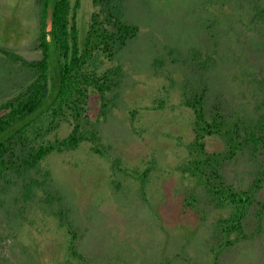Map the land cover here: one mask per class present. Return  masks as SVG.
I'll return each instance as SVG.
<instances>
[{
    "label": "rangeland",
    "instance_id": "obj_1",
    "mask_svg": "<svg viewBox=\"0 0 264 264\" xmlns=\"http://www.w3.org/2000/svg\"><path fill=\"white\" fill-rule=\"evenodd\" d=\"M40 2L0 0V101L31 76L20 60L1 49L26 59L41 56ZM100 7L94 0L81 1V37ZM243 12L236 0H123V17L137 31L115 52L121 83L98 122L109 156L91 149L88 140L73 150L52 151L41 166L50 170L46 187L61 195L53 203L40 200L42 188L26 199L20 182L9 183L0 193V264H61L69 234L59 222L60 208L67 210L77 233L76 246L85 257L80 264H264V214L259 234L234 242L214 262L212 227L230 206H215L203 186L179 167L194 118L182 103L187 78L204 72L213 95L226 99L244 120L256 116L263 98L258 79L264 67V28L253 27ZM195 48L208 58L206 68L195 64ZM95 64L86 72L109 67L110 61ZM86 92L84 116L93 121L101 103L90 85ZM206 148L222 151L226 144L208 135ZM125 167H150L144 188ZM255 167L241 154L228 160L222 173L228 183L247 188ZM189 193L195 206L185 201ZM259 202H264V187L250 207L248 231L256 227Z\"/></svg>",
    "mask_w": 264,
    "mask_h": 264
},
{
    "label": "trees",
    "instance_id": "obj_2",
    "mask_svg": "<svg viewBox=\"0 0 264 264\" xmlns=\"http://www.w3.org/2000/svg\"><path fill=\"white\" fill-rule=\"evenodd\" d=\"M81 1L41 0L39 58L26 59L1 49L20 60L31 71V76L17 92L0 101V193L9 183L20 182V192L26 199L34 196L36 188H42L44 196L40 200L59 201L61 195L46 187L50 170L41 166L42 160L52 151L76 149L83 140L91 142V149L95 152L107 155L98 132V122L100 115L107 114L108 101L110 110L117 93L115 89L121 83L122 66L113 62L115 52L136 33L137 28L124 19L123 0H94L101 7L92 12L81 37L77 22ZM236 1L253 27L258 24L264 28V0ZM258 32L263 35L260 30ZM193 52L195 64L200 69L209 66L208 58H201L200 50L195 48ZM104 58L109 59V67L97 66L92 72H86L89 64L94 61L101 64ZM262 70L258 81L263 98L256 107V116L248 121L232 111L222 96L213 95L211 81L204 72L196 71L197 74L187 78L184 85L182 103L192 110L194 118L192 137L186 145L187 156L179 167L203 186L215 206H230L228 215L217 218L216 226L212 227L214 262L234 242L261 232L264 202H259L260 207L255 212V228L248 231L246 219L256 192L264 187V67ZM89 85L101 103L99 116L93 121L84 116ZM208 135H218L226 149L209 151L206 148ZM241 154L248 155L256 166L247 188L228 183L222 173L225 163ZM112 160L115 164L120 163L119 157ZM123 169L138 178L144 188L150 167ZM185 201L195 206L193 194L189 193ZM57 214L69 234L61 264L84 262L83 253L76 246L77 233L67 210L60 208Z\"/></svg>",
    "mask_w": 264,
    "mask_h": 264
}]
</instances>
